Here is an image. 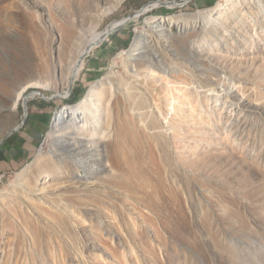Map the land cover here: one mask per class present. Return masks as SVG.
Instances as JSON below:
<instances>
[{"label":"rangeland","instance_id":"obj_1","mask_svg":"<svg viewBox=\"0 0 264 264\" xmlns=\"http://www.w3.org/2000/svg\"><path fill=\"white\" fill-rule=\"evenodd\" d=\"M208 1L129 22L62 95L95 31L160 0H0V141L26 117L19 91L57 95L29 98L47 139L0 175V264H264V0ZM153 17L160 61L135 66Z\"/></svg>","mask_w":264,"mask_h":264},{"label":"bare ground","instance_id":"obj_2","mask_svg":"<svg viewBox=\"0 0 264 264\" xmlns=\"http://www.w3.org/2000/svg\"><path fill=\"white\" fill-rule=\"evenodd\" d=\"M185 1H187V0H185ZM160 6H162L161 1L160 2H154L150 6H148L147 8H144V13L151 11V10H154L156 8H159ZM125 19H126V17L112 22L102 31H95L90 36L87 47L89 45H93V44L99 45V43L104 41L102 35L106 31H112L113 28H115L119 23H121ZM165 24H166V21L162 17L161 18L153 17L147 23L146 26H147L148 30L146 29V31L141 32V34L139 35V37L136 40L137 43L135 44V47H133L131 49V51L129 52V58H128L129 63L130 62L134 63L135 66H137L138 62L142 63V64L150 65V64H153L154 61L155 62L160 61V59H159L160 56L158 54H156L155 51L152 48H150L149 45L145 46L144 44H145V42H148L147 37L149 36V30H155L157 28L158 31H161V29L166 28ZM87 47L79 53V55L77 56V58L74 60L73 64L71 65L67 87H70L72 85V80L74 78H77V76H78V74L82 68V64H78V61L86 53ZM146 51H150L152 53L151 55H148L149 56L148 58H145ZM131 80H133V79H131ZM134 81L135 80H133L132 82H134ZM132 82H128L127 80L125 82H123L125 85L123 87V92H122L123 98L134 93L133 91H131L132 90V88H131ZM31 85L33 87L34 86L35 87H45V88L51 87V84H45L44 86H42L40 83H32ZM28 87L29 86H27V87L23 88L21 91H19L18 99L15 101V104H14V109L17 108L19 101L24 99V97L26 96L25 91L27 90ZM143 88H144V86H143ZM92 93L95 95H98V94H101V91L98 89H93ZM146 93H148V91ZM67 94H68V92L66 91L62 95H67ZM37 96H39L38 93H31L28 96V98H35ZM150 96L153 97V94H150ZM88 101L89 100L87 97L82 102L78 103L75 106L63 107L62 117H65L69 120L80 119L81 117H84L86 115V107H87ZM149 101H151V100H149ZM153 102H154L155 106L157 105L156 108L159 109L158 108L159 104H156L157 102H156L155 97L153 98ZM151 105H152V101H151ZM59 112H60V110H59ZM59 112L56 114V116L59 114Z\"/></svg>","mask_w":264,"mask_h":264},{"label":"crops","instance_id":"obj_3","mask_svg":"<svg viewBox=\"0 0 264 264\" xmlns=\"http://www.w3.org/2000/svg\"><path fill=\"white\" fill-rule=\"evenodd\" d=\"M194 1L196 4L199 2ZM51 125V112L33 106L24 125L0 142V175L21 170L32 161Z\"/></svg>","mask_w":264,"mask_h":264},{"label":"water","instance_id":"obj_4","mask_svg":"<svg viewBox=\"0 0 264 264\" xmlns=\"http://www.w3.org/2000/svg\"><path fill=\"white\" fill-rule=\"evenodd\" d=\"M161 1V0H160ZM194 0H166V1H163L162 2V7H166V8H174V7H178V6H184L190 2H193ZM145 7V6H144ZM144 7L141 8L138 12L136 13H133V14H130L129 16L126 17V19L124 21H122L121 23H119L115 28H113L112 31H106L102 37L104 39V41L112 34H114L115 32L121 30L125 25H127L129 22L133 21L134 19L136 18H139L142 14H144ZM103 41V42H104ZM102 44V43H101ZM100 45V44H99ZM99 45H96V44H93V45H89L86 49V53L79 59L78 61V64H82L84 63L86 57L90 54V52L97 46ZM76 81V78H74L72 80V84ZM29 88H32V92L31 93H38L39 96H41L42 98L44 99H48V100H52L54 98L57 97V95H53L52 97H46L40 90H38L36 87H33V86H30ZM71 89H72V86L69 88V91L68 93L70 94L71 93ZM29 93L25 98H24V101H23V105L25 107V112H26V117L24 118V120L22 121V123L20 125H18L16 128H14L11 132L8 133V135L12 134L13 132H15L17 129H19L22 125H24L26 119L28 118L29 114L27 112V103L29 101V98L28 96L31 94ZM68 94V95H69ZM59 112V111H57ZM57 112L55 113V116L57 114ZM7 135V136H8ZM3 141V140H2ZM1 142V141H0Z\"/></svg>","mask_w":264,"mask_h":264},{"label":"built area","instance_id":"obj_5","mask_svg":"<svg viewBox=\"0 0 264 264\" xmlns=\"http://www.w3.org/2000/svg\"><path fill=\"white\" fill-rule=\"evenodd\" d=\"M45 136H46V137H45ZM45 136H44L43 139H42V142H41V145H40V148H39V152L42 151L43 144H44V142H45L46 139H47V134H46ZM0 180H2V179L0 178Z\"/></svg>","mask_w":264,"mask_h":264},{"label":"trees","instance_id":"obj_6","mask_svg":"<svg viewBox=\"0 0 264 264\" xmlns=\"http://www.w3.org/2000/svg\"><path fill=\"white\" fill-rule=\"evenodd\" d=\"M213 3H214V1H208V3L205 5V7H210L213 5ZM202 8H204V6Z\"/></svg>","mask_w":264,"mask_h":264}]
</instances>
